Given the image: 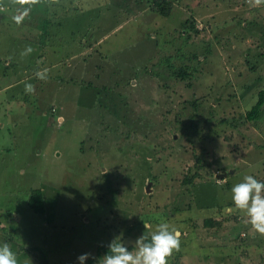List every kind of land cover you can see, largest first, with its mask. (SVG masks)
Returning <instances> with one entry per match:
<instances>
[{
    "label": "rangeland",
    "instance_id": "rangeland-1",
    "mask_svg": "<svg viewBox=\"0 0 264 264\" xmlns=\"http://www.w3.org/2000/svg\"><path fill=\"white\" fill-rule=\"evenodd\" d=\"M151 1L40 0L18 25L23 8L0 0V244L17 264H96L99 244L134 250L162 222L181 233L167 264H264V235L217 212L245 176L264 181V112L215 123L238 122L264 87V3L170 0L164 17ZM178 48L201 60L185 81L160 62Z\"/></svg>",
    "mask_w": 264,
    "mask_h": 264
},
{
    "label": "clouds",
    "instance_id": "clouds-1",
    "mask_svg": "<svg viewBox=\"0 0 264 264\" xmlns=\"http://www.w3.org/2000/svg\"><path fill=\"white\" fill-rule=\"evenodd\" d=\"M40 0H11L13 5L23 8V12L12 17L16 24H21L27 16L30 7L39 3ZM251 6H260L264 0H248ZM28 7H24V6ZM2 10V8H0ZM33 49L29 46L21 55L31 53ZM46 71H38L36 77L46 78ZM27 92H33L34 86L25 85ZM232 201L234 208H226L229 214L240 212L243 214L246 224L261 235H264V181H259L252 175L244 177L243 182L235 184L232 189ZM146 227V225H145ZM180 231L162 222L151 232L150 241L147 236H140L134 241V250L117 238L108 244V252L103 255L96 264H167V258L174 250L180 248ZM91 257L90 253L78 255V264H84ZM0 264H17L16 254L11 250L8 243L0 244Z\"/></svg>",
    "mask_w": 264,
    "mask_h": 264
},
{
    "label": "trees",
    "instance_id": "trees-1",
    "mask_svg": "<svg viewBox=\"0 0 264 264\" xmlns=\"http://www.w3.org/2000/svg\"><path fill=\"white\" fill-rule=\"evenodd\" d=\"M172 6L173 5L170 4V0H152L150 3L149 9H150V11H152L154 13H157L161 16L167 17L171 13ZM187 28L193 30L195 33H198V30L194 29V23H190L189 27H187V25L184 24L183 31L187 32V31H185ZM181 32H182V30H181ZM183 55L184 54L181 53V48H178L177 54L165 56L163 59L160 60V62L165 64V66L169 69V72L171 73L170 74L171 77H173L174 79H176L178 81H185L189 77V75L192 73V71L193 70L195 71L194 67L190 66V62H192L194 60L197 61L199 59V57L196 56L195 53L192 54V57H190V55L184 57ZM203 57L205 58L204 55H203ZM174 59L179 60V64L176 65V67L172 63V61ZM198 61H201V60H198ZM249 82H251V81H249ZM248 85L249 84H245L244 86H246V88H247ZM250 87H251V85H250ZM239 90H241V89L239 88ZM255 94H257L255 101L252 104H250L249 107L245 108V112L243 114L240 113L238 122H236V123L229 122L228 119L223 118V119H218V121H216L215 123H219V124L225 123L227 125L232 126L233 128H238L239 126H243V125H247V124L250 125V124L255 123L257 120L262 119L263 117H262L261 113L264 112V87L262 89L258 90ZM198 99H203V97L193 99L189 102L191 104V106H193L194 109H197ZM210 108H211V106L209 107V109ZM207 121L212 122L210 117ZM190 126L192 128L191 129L192 131L195 130L196 126L193 123H191ZM187 135L189 137L192 136L191 134H187ZM191 139L193 140V138H191ZM196 139L200 140V137L196 136ZM196 160H197V163L204 165V163L202 162L203 160L199 159L198 156H197ZM203 165L198 166L199 169L197 170V172H194L193 174H191L189 176L185 175L184 179H182L181 182L185 185H188V187L191 186V184L194 182L193 180L198 175V171L203 167ZM45 200H46V198H45ZM27 205L34 213H38V214H44L45 213L46 208H45V202H44V193H43L42 189H40V188L30 189L29 198L27 200ZM112 205H115V201H114V204H112ZM88 210L91 211L90 208H88ZM221 210L222 209L220 208V210L218 209L217 212L219 214L224 213V217H225L224 219L225 220L229 219L231 217L230 216L231 214L225 212V210H224V212H222ZM237 217H238V215H236L235 217H232L231 219L236 220ZM217 220L218 219H216L213 215L210 214L208 217L203 219V225L206 228L219 226L220 222H217ZM239 224H241V223H239ZM241 226H243V225H241ZM147 237L150 241V236H147ZM127 247L130 250V247L129 246H127ZM35 250H36V248H35ZM97 250L100 251L102 256H103L108 252V245L99 244ZM178 253L179 252H177V254ZM101 254H98V255L101 256Z\"/></svg>",
    "mask_w": 264,
    "mask_h": 264
},
{
    "label": "water",
    "instance_id": "water-1",
    "mask_svg": "<svg viewBox=\"0 0 264 264\" xmlns=\"http://www.w3.org/2000/svg\"><path fill=\"white\" fill-rule=\"evenodd\" d=\"M224 175H225V173H224V174H221V173H220V174H217L216 177H218V178H221V177H222V178H223ZM151 181H152V180H148V183H147V184H148L149 186H150V184H151ZM148 185L146 186V191H147V192H149V187H148Z\"/></svg>",
    "mask_w": 264,
    "mask_h": 264
},
{
    "label": "crops",
    "instance_id": "crops-1",
    "mask_svg": "<svg viewBox=\"0 0 264 264\" xmlns=\"http://www.w3.org/2000/svg\"><path fill=\"white\" fill-rule=\"evenodd\" d=\"M250 236L255 237V233L253 232Z\"/></svg>",
    "mask_w": 264,
    "mask_h": 264
},
{
    "label": "built area",
    "instance_id": "built-area-1",
    "mask_svg": "<svg viewBox=\"0 0 264 264\" xmlns=\"http://www.w3.org/2000/svg\"><path fill=\"white\" fill-rule=\"evenodd\" d=\"M241 234H244V233H241ZM245 235V234H244Z\"/></svg>",
    "mask_w": 264,
    "mask_h": 264
}]
</instances>
